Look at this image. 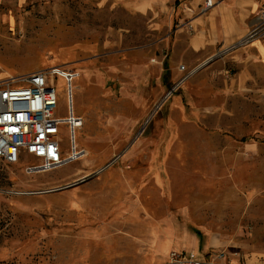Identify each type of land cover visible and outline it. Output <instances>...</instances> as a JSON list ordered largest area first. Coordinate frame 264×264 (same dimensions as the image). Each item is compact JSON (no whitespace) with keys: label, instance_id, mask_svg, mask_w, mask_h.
<instances>
[{"label":"rangeland","instance_id":"1","mask_svg":"<svg viewBox=\"0 0 264 264\" xmlns=\"http://www.w3.org/2000/svg\"><path fill=\"white\" fill-rule=\"evenodd\" d=\"M194 1L0 0V78L79 73L89 153L49 172L0 160V264H165L182 249L264 264V51L192 54Z\"/></svg>","mask_w":264,"mask_h":264},{"label":"built area","instance_id":"2","mask_svg":"<svg viewBox=\"0 0 264 264\" xmlns=\"http://www.w3.org/2000/svg\"><path fill=\"white\" fill-rule=\"evenodd\" d=\"M216 4L213 0H204L199 15H206ZM259 19V24L236 45L246 46L264 35V9L260 11ZM189 22L181 24V28L184 26L191 32L194 27ZM184 70L185 67H182ZM54 76L61 77L65 82V115L59 113ZM78 76L79 73L73 69L55 67L22 77L0 78L1 161L18 165L29 164L30 159H36L40 163L28 166V170L49 172L85 156L86 151L78 147L75 137L76 131L84 124L83 118L75 114L73 106L72 83ZM64 134L68 136L69 152L63 147ZM226 256L223 251L202 255L195 250H172L165 264H224Z\"/></svg>","mask_w":264,"mask_h":264},{"label":"crops","instance_id":"3","mask_svg":"<svg viewBox=\"0 0 264 264\" xmlns=\"http://www.w3.org/2000/svg\"><path fill=\"white\" fill-rule=\"evenodd\" d=\"M196 1L191 4L195 5ZM201 1L204 2V0ZM213 1L217 4L206 15L197 14L195 19H189L193 27L196 28L204 20L206 35L196 34L191 38L190 47V52L200 59H207L219 49L245 38L259 24V13L264 8V0ZM249 45L258 48L257 51L261 53L262 49L264 51V35L253 40ZM224 264L242 263L233 260Z\"/></svg>","mask_w":264,"mask_h":264},{"label":"water","instance_id":"4","mask_svg":"<svg viewBox=\"0 0 264 264\" xmlns=\"http://www.w3.org/2000/svg\"><path fill=\"white\" fill-rule=\"evenodd\" d=\"M211 60H212V59H210V60H208L207 62H205L204 65H206L207 63H209ZM87 180H88V178H85V179H83V180H81V181H79V182H76V183H73V184L67 185V186H65V187H63V188H59V189H55V190L49 191L48 193H51V192H57V191H61V190H64V189L73 188V187L78 186V185L81 184V183L86 182Z\"/></svg>","mask_w":264,"mask_h":264},{"label":"bare ground","instance_id":"5","mask_svg":"<svg viewBox=\"0 0 264 264\" xmlns=\"http://www.w3.org/2000/svg\"><path fill=\"white\" fill-rule=\"evenodd\" d=\"M80 77V75L77 77V78H79ZM149 120V119H148ZM148 120L145 122V126L147 125V123H148ZM88 155H89V153L88 152H86V154H85V156L83 157V158H86V157H88Z\"/></svg>","mask_w":264,"mask_h":264},{"label":"trees","instance_id":"6","mask_svg":"<svg viewBox=\"0 0 264 264\" xmlns=\"http://www.w3.org/2000/svg\"><path fill=\"white\" fill-rule=\"evenodd\" d=\"M242 140L245 141V142L247 141V139H242Z\"/></svg>","mask_w":264,"mask_h":264}]
</instances>
